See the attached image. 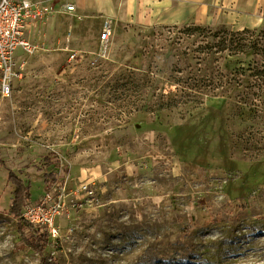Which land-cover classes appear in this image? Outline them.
<instances>
[{
	"label": "rangeland",
	"instance_id": "obj_1",
	"mask_svg": "<svg viewBox=\"0 0 264 264\" xmlns=\"http://www.w3.org/2000/svg\"><path fill=\"white\" fill-rule=\"evenodd\" d=\"M33 1L51 13L0 96V264H264V116L238 97L254 56L215 53L210 37L242 26L132 20L123 0ZM9 172L32 188L24 206L66 189L60 239L42 254L10 215Z\"/></svg>",
	"mask_w": 264,
	"mask_h": 264
},
{
	"label": "built area",
	"instance_id": "obj_2",
	"mask_svg": "<svg viewBox=\"0 0 264 264\" xmlns=\"http://www.w3.org/2000/svg\"><path fill=\"white\" fill-rule=\"evenodd\" d=\"M63 12L73 14L76 6L65 4ZM51 13L50 7L33 0H0V96L9 98L13 93L15 80L21 77L19 57L22 52L33 53L37 47L28 39L29 27L38 18ZM114 33L111 20H105L100 37L101 52L108 48ZM66 189L53 183L36 204H26L23 219L34 229L46 233L54 241L60 239L58 218L66 206ZM83 191L94 195L89 186Z\"/></svg>",
	"mask_w": 264,
	"mask_h": 264
},
{
	"label": "trees",
	"instance_id": "obj_3",
	"mask_svg": "<svg viewBox=\"0 0 264 264\" xmlns=\"http://www.w3.org/2000/svg\"><path fill=\"white\" fill-rule=\"evenodd\" d=\"M210 37L214 39L212 48L215 49V53H227L233 57L253 54L254 60L249 64V67L246 70L241 68V77L250 79L249 85L245 87L248 92H244L238 97L245 98L246 100L241 103L255 107V117L262 118L264 116V28L244 29L236 32L220 31L214 35L210 33ZM241 85L243 84L240 82L239 86ZM260 114H262L261 117ZM49 178L56 180V174H50ZM8 179L14 187L10 215L19 220L18 228L24 245L42 254L48 245V235L33 229L21 214L25 202L32 198V188L30 185H26L14 172H9ZM25 229H29L32 233L29 238L25 237Z\"/></svg>",
	"mask_w": 264,
	"mask_h": 264
},
{
	"label": "crops",
	"instance_id": "obj_4",
	"mask_svg": "<svg viewBox=\"0 0 264 264\" xmlns=\"http://www.w3.org/2000/svg\"><path fill=\"white\" fill-rule=\"evenodd\" d=\"M91 0L84 6L89 9ZM114 7V6H113ZM93 8L105 12L104 18L114 17V11L104 4ZM116 10V9H114ZM142 10H151L158 23H214L225 17L229 23L239 24L241 29L264 27V0H123L125 16L133 20ZM116 12V11H115Z\"/></svg>",
	"mask_w": 264,
	"mask_h": 264
}]
</instances>
